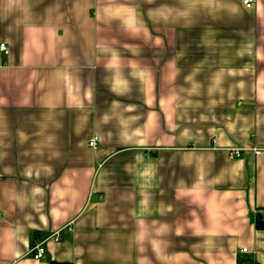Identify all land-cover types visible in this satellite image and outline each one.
Masks as SVG:
<instances>
[{"label": "crops", "instance_id": "0c3cea01", "mask_svg": "<svg viewBox=\"0 0 264 264\" xmlns=\"http://www.w3.org/2000/svg\"><path fill=\"white\" fill-rule=\"evenodd\" d=\"M243 1L0 0V264H264Z\"/></svg>", "mask_w": 264, "mask_h": 264}, {"label": "built area", "instance_id": "2783aa9c", "mask_svg": "<svg viewBox=\"0 0 264 264\" xmlns=\"http://www.w3.org/2000/svg\"><path fill=\"white\" fill-rule=\"evenodd\" d=\"M251 4H252V1H251V0H245V1H243V5H245V7H247V8H249V7L251 6ZM0 50L5 51V47H4V45H0ZM96 143H97V138L94 137V138H92V139L89 141L88 146H89L90 148L95 149V147H96ZM244 151H245V150H243V149H229L228 152H229V154H230L231 157L239 158L240 155H241V153L244 152ZM252 151H253V153H254L255 155H258V154H260V152H261V151L258 150V149H252ZM262 217H263V219H264V215H263ZM58 236H59V232H56V233H54L52 236H50L49 238L45 239L42 243L33 246V247L31 248V250L29 251V254L31 255V257H32L34 260H39V259H41V258L44 256V254H45V250H44V248L42 247V245L44 244V242H46L47 240H49V239H51V238H53L55 241H58V239H59ZM241 253H246V250H245V249L241 250Z\"/></svg>", "mask_w": 264, "mask_h": 264}, {"label": "trees", "instance_id": "16d2710c", "mask_svg": "<svg viewBox=\"0 0 264 264\" xmlns=\"http://www.w3.org/2000/svg\"><path fill=\"white\" fill-rule=\"evenodd\" d=\"M257 228L264 229V219L257 218ZM52 264H60V263H52Z\"/></svg>", "mask_w": 264, "mask_h": 264}]
</instances>
